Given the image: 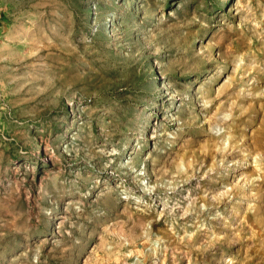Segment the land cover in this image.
Listing matches in <instances>:
<instances>
[{
  "label": "rangeland",
  "instance_id": "obj_1",
  "mask_svg": "<svg viewBox=\"0 0 264 264\" xmlns=\"http://www.w3.org/2000/svg\"><path fill=\"white\" fill-rule=\"evenodd\" d=\"M0 264H264V0H0Z\"/></svg>",
  "mask_w": 264,
  "mask_h": 264
}]
</instances>
